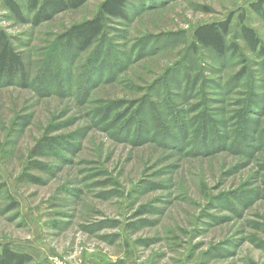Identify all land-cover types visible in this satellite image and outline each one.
I'll return each mask as SVG.
<instances>
[{
  "label": "rangeland",
  "instance_id": "1",
  "mask_svg": "<svg viewBox=\"0 0 264 264\" xmlns=\"http://www.w3.org/2000/svg\"><path fill=\"white\" fill-rule=\"evenodd\" d=\"M15 1L24 19L0 0V26L28 84L0 81V245L29 264H264V61L238 38L243 14L264 46L256 0H134L79 55L59 37L103 0L36 25ZM228 17L235 56L192 47Z\"/></svg>",
  "mask_w": 264,
  "mask_h": 264
},
{
  "label": "trees",
  "instance_id": "2",
  "mask_svg": "<svg viewBox=\"0 0 264 264\" xmlns=\"http://www.w3.org/2000/svg\"><path fill=\"white\" fill-rule=\"evenodd\" d=\"M86 1L26 0V6L28 15H31V22L36 25L50 20L58 12L79 8ZM4 4L17 19H24L22 9L17 1L4 0ZM249 7L264 20V0L253 1L249 4ZM134 8V0H103L97 13L92 18L72 24L61 33L59 40L63 49L75 55L85 52L104 34L109 21H131L133 14H135ZM230 22L231 18L228 17L224 20L206 22L196 26L192 35V47L210 50L219 57H224L227 54L235 56L238 47L235 41L228 40L231 33ZM238 24V38L245 43L251 52L257 53L264 61V46L261 45L260 38L255 30L244 23L243 14L239 16ZM245 73L242 69L239 74L244 76ZM0 81L5 85H12L17 81L23 86L28 84L27 68L22 55L13 45L11 37L1 26ZM32 261L30 254L15 251L7 243L0 245V264H29ZM33 264L51 263L44 259Z\"/></svg>",
  "mask_w": 264,
  "mask_h": 264
}]
</instances>
